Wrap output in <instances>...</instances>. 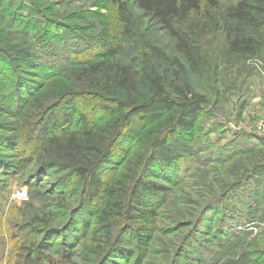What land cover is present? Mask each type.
Masks as SVG:
<instances>
[{
    "label": "rangeland",
    "instance_id": "rangeland-1",
    "mask_svg": "<svg viewBox=\"0 0 264 264\" xmlns=\"http://www.w3.org/2000/svg\"><path fill=\"white\" fill-rule=\"evenodd\" d=\"M124 1L130 37L120 41L108 0H0V264H264V218L247 220L254 208L246 198L252 179L264 182V54L230 52L220 19L235 0H225L178 23L202 57L195 73L173 37ZM19 11L40 38L35 58L25 42L10 39L22 25L12 16ZM244 34L253 49H264V34ZM109 48L120 53L107 58ZM140 55L165 82L172 70L188 80L207 99L205 111L191 131L173 126L176 110L122 125L91 168L103 189L90 199L63 142L71 135L83 141L84 123L114 120L123 111L115 102L151 96L141 81L122 90L108 69ZM161 137L179 157L169 170L146 163ZM142 175L165 191L137 203L129 187ZM17 190L24 198H14ZM110 190L114 199H129L125 213L103 214Z\"/></svg>",
    "mask_w": 264,
    "mask_h": 264
},
{
    "label": "trees",
    "instance_id": "trees-1",
    "mask_svg": "<svg viewBox=\"0 0 264 264\" xmlns=\"http://www.w3.org/2000/svg\"><path fill=\"white\" fill-rule=\"evenodd\" d=\"M108 6L114 8L115 16L119 19L120 27V41L130 37V19L128 18V10L124 0H108ZM132 5L141 11L150 20L157 25L163 27L175 40L176 51L182 56L183 64L187 65L189 69L198 73L201 69L202 57L196 49L195 45L184 35L179 29L178 23L182 20L188 19L191 15L198 16L202 14L205 9L218 10L222 7L221 2L225 0H130ZM18 8L17 6L15 9ZM22 11L17 16L12 12V16H16V19L21 21L22 25H19L15 29V32L11 34V38H18L22 42L28 45L29 50L34 53L35 47L40 42L39 36H33L32 31H28L25 28L28 22L29 16H23ZM222 21L224 30L226 32V41L228 43L229 50L234 55L243 56L249 52V54L257 56L264 54V49L255 50L251 46L253 44V38L246 36L244 30H251L257 34H264V0H235L230 1L225 7L224 15L220 19ZM34 24H37L35 21ZM38 32V31H37ZM121 45V44H120ZM29 52V53H31ZM120 49H107L105 55L107 58H114ZM178 66V69H182V64L177 62L173 64ZM99 66L95 69L98 73ZM109 72L112 74V83L121 88L124 91L135 90L137 81H141L147 84L151 91V96L144 101L134 102L129 106H126L123 102H115L123 110L114 120L107 121L105 124L93 126L88 128L84 123L81 130V136L83 141H79L78 137L71 135L63 144L65 150H69L68 159L73 161L76 174L84 181L88 186V195L90 199L98 197V194L103 185L101 180L92 172V167L96 161L101 157H105L110 152L111 143L117 137L121 126L124 124H130L131 121L137 120L140 122L156 121L166 115L169 112L176 110L174 118V127L176 130L191 131L197 125V122L204 113V106L207 104V99L204 95L195 92L188 80L182 79L177 71L172 70V78L169 82H165L164 76L159 73L152 65L150 60L146 56L140 55L137 58H130L128 61L119 63L115 61L109 65ZM69 70L68 72H70ZM104 72H107L104 69ZM73 80H78L72 78ZM81 81V80H78ZM70 90V88H69ZM66 93H71L66 91ZM64 96V92L59 94V97ZM66 102V100L64 101ZM59 127V125H58ZM60 128V127H59ZM103 136V137H102ZM48 139V138H47ZM50 143H56V141L48 140ZM62 145L60 146V149ZM85 150L86 155H81V151ZM176 148L170 145L165 137L157 138L151 144L150 151L146 157V163L149 167L154 165L163 166L165 169H172L178 162V154ZM94 158V162H90ZM264 168V165H262ZM264 170V169H263ZM146 177L148 170L145 172ZM146 177L143 175L136 177L130 184V198L135 202H141L140 196L142 194L151 193L156 195L157 193L164 192L165 189L146 181ZM255 190L250 191L247 195V199L257 201L252 204L253 215L248 214L247 220L263 219L264 218V194H260V190H264V182H260L259 185L255 184L257 181L252 179L251 182ZM259 186V187H257ZM107 189L104 190L106 192ZM258 191V194L257 192ZM109 199L106 203V209L103 214L108 217L114 211L119 210L121 213L126 210L127 201H123L122 197L114 199V192L110 190L108 192ZM244 205V203H241ZM247 206V204H246ZM256 207V208H255ZM130 210H134V207L127 209V215H130ZM251 210V206L248 207ZM245 214V212H244ZM252 215V216H250ZM65 251L63 250V253ZM66 256V254H63Z\"/></svg>",
    "mask_w": 264,
    "mask_h": 264
},
{
    "label": "built area",
    "instance_id": "built-area-1",
    "mask_svg": "<svg viewBox=\"0 0 264 264\" xmlns=\"http://www.w3.org/2000/svg\"><path fill=\"white\" fill-rule=\"evenodd\" d=\"M14 198H16V199H22V198H24V196H25V192L24 191H22V190H17L15 193H14Z\"/></svg>",
    "mask_w": 264,
    "mask_h": 264
}]
</instances>
